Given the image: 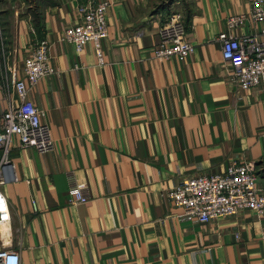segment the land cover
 Segmentation results:
<instances>
[{"label": "crops", "instance_id": "crops-1", "mask_svg": "<svg viewBox=\"0 0 264 264\" xmlns=\"http://www.w3.org/2000/svg\"><path fill=\"white\" fill-rule=\"evenodd\" d=\"M86 1L0 0L10 52L1 105L14 98L10 70L23 76L37 39L48 40L56 70L27 94L52 148L19 147L16 136L5 158L0 148L10 211L0 247L17 250L21 264H264V215L244 208L199 221L166 196L181 178L224 172L234 159L253 162L264 186V87L232 80L217 38L227 15L250 1L188 0L187 14L180 10L193 51L158 61V27L179 1L109 0L104 64L91 41L77 52L62 39ZM260 25L246 19L233 31ZM67 172L87 182V201L71 200Z\"/></svg>", "mask_w": 264, "mask_h": 264}, {"label": "built area", "instance_id": "built-area-1", "mask_svg": "<svg viewBox=\"0 0 264 264\" xmlns=\"http://www.w3.org/2000/svg\"><path fill=\"white\" fill-rule=\"evenodd\" d=\"M250 9L231 13L225 19V28L217 33L222 44V58L231 65L230 75L236 84L247 89L264 87V0H249ZM109 0H87L78 5V20L68 25L62 39L74 45L77 52L91 41L98 64L105 63L101 40L107 36L106 10ZM260 22L256 30L236 33L233 30L244 20ZM1 32V29H0ZM158 41L153 56L158 61L169 58L184 59L194 48L187 38L185 19L179 10L169 11L157 30ZM0 35V46H2ZM56 70L49 59V42L37 39L30 53L23 59V76L10 70L14 98L5 106L0 103V148L2 157L11 149V139L16 136L19 147H32L37 151L52 148L53 139L48 124L41 120V109L28 98V90L39 78ZM67 193L74 202H85L90 194L88 184L72 172H67ZM255 165L247 160H231L224 172L202 173L181 178L166 190L172 206L181 213L199 221L233 214L240 209H250L258 216L264 215V186L255 182ZM2 182V179H0ZM35 208V202L32 200ZM10 219L9 202L0 188V225ZM0 264H21L17 250L0 247Z\"/></svg>", "mask_w": 264, "mask_h": 264}, {"label": "rangeland", "instance_id": "rangeland-1", "mask_svg": "<svg viewBox=\"0 0 264 264\" xmlns=\"http://www.w3.org/2000/svg\"><path fill=\"white\" fill-rule=\"evenodd\" d=\"M173 0H163V3H170L172 2ZM179 1V3H177V6H178V9L176 8V10H179L180 12H184V14H187L188 12V0H177ZM20 2L25 5L31 3V0H20ZM176 6V5H175ZM182 11H181V10ZM182 12V14H183ZM183 14V16H184ZM2 18H0V29H1V32H0V35L2 36V41H3V44L2 46H0V71L2 72V74L4 75V77L6 76V69L4 68V62H6V58L9 56L10 52H9V47H8V38H7V32H5V29L3 27V24H2ZM7 63V62H6ZM4 86H6V83H7V79H4Z\"/></svg>", "mask_w": 264, "mask_h": 264}, {"label": "trees", "instance_id": "trees-1", "mask_svg": "<svg viewBox=\"0 0 264 264\" xmlns=\"http://www.w3.org/2000/svg\"><path fill=\"white\" fill-rule=\"evenodd\" d=\"M32 21H33V26L35 28V30L37 31V33H40L42 25H41V14L38 12H34L33 17H32Z\"/></svg>", "mask_w": 264, "mask_h": 264}]
</instances>
